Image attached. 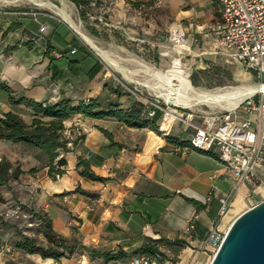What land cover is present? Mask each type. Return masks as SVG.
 I'll use <instances>...</instances> for the list:
<instances>
[{
  "label": "crops",
  "instance_id": "crops-1",
  "mask_svg": "<svg viewBox=\"0 0 264 264\" xmlns=\"http://www.w3.org/2000/svg\"><path fill=\"white\" fill-rule=\"evenodd\" d=\"M121 1L136 4L152 0ZM188 2L191 15L196 7L204 5L200 0ZM18 23V34L12 36L9 32L3 38L9 24L0 22V82L16 97L42 104H54L62 99L75 104L90 99L105 104L118 100L123 108L135 100L131 91L127 96L128 92L115 82L99 57L66 26L60 29L62 24L41 20L39 24L48 27L47 33L41 34L36 22ZM17 42V47L7 52ZM70 50L75 53L70 54ZM56 52H61L63 57L55 58ZM114 90L125 95L119 98ZM3 93H0V118L7 112H22L28 116L25 122L30 123L31 111L24 106H12ZM64 127L68 134L79 130L82 135L74 149L64 155V174L58 179L40 177L38 205L46 209L54 231L76 249L121 254L113 261L75 254L83 257V264H129L150 249L162 252L163 264L210 263L212 249L205 243V234L214 221L220 227L225 226L248 197L250 186L233 191V178L215 154L194 150L185 155L176 153L174 144L167 142L164 135L159 137L147 130L128 128L115 120L80 115L66 120ZM176 127L171 126L166 132L177 141L187 142L193 136V130ZM0 142L7 149L0 150V154L10 162H22L19 154L13 152L33 151L23 144ZM138 147L141 152H137ZM79 158L86 160L90 170L104 181L81 177L76 168ZM20 170L26 171L23 167ZM263 172L260 169L258 173ZM210 192L213 197L204 204ZM224 196L229 197L230 209L221 218L218 199ZM53 261L23 253L0 256V264H52ZM66 261L72 260H58Z\"/></svg>",
  "mask_w": 264,
  "mask_h": 264
},
{
  "label": "rangeland",
  "instance_id": "rangeland-1",
  "mask_svg": "<svg viewBox=\"0 0 264 264\" xmlns=\"http://www.w3.org/2000/svg\"><path fill=\"white\" fill-rule=\"evenodd\" d=\"M39 1L42 3L50 2L59 8H66V11L84 34L93 39L98 46L121 59L124 62L122 64L129 69H139L140 65L148 66L169 78L189 84L202 91H213L244 84L256 86L257 84L253 73L246 72L242 64L235 63L218 46L220 12L216 6L211 5L212 3L206 0H200L199 3L204 4L203 7H196L192 15L188 0H152L136 4H129L121 0H103L86 20L79 17L75 6L69 0ZM30 3L28 0H0V22L9 24L3 33V38L9 32L12 36L16 32L18 34L19 31H16L20 26L18 22L33 21L39 24L42 20L62 24L59 26L60 29L62 26L69 28L52 11ZM11 27L12 29L9 31ZM176 28H180V31H176ZM69 30L71 29L69 28ZM172 31L175 43L171 40ZM25 32L22 31V33ZM182 33H184L186 40L182 37ZM18 44L17 42L16 46ZM99 60L107 67L115 82L121 85V88H125L124 90L128 92L127 96L132 93L135 99L145 104V107L147 101H150L159 108L156 110L162 114L159 127L166 106H172L171 109L179 107L194 113L217 109L203 105L194 106V108L187 107L188 105L185 107L182 104H175L173 101L167 103L158 97L157 93L124 79L100 58ZM149 78L152 79L149 75L141 74L135 80L143 83V79L148 81ZM0 93L4 95L2 91ZM217 110L221 109L218 108ZM20 116L24 122L27 121V114L22 113ZM144 118L147 119L148 117L145 115ZM168 118L170 119V116ZM196 122L201 123V118L196 119ZM173 126L179 128L184 124L175 121ZM143 130L155 133L149 127ZM261 130L264 131V123ZM158 132L164 137L171 136V133L166 131L161 133L158 130ZM81 135L79 130H74L73 133L70 132L69 134L64 132V137L68 141L67 147L70 150L74 149L75 143L80 140ZM156 135L161 137V135ZM0 150L2 152L7 150L1 145V142ZM27 151L13 152V155L19 154L22 162H11L13 167H19V169L23 167L26 170L25 173L19 175L18 179L12 181L8 186L0 187V242L8 243L11 246H15L20 236H27L43 245L45 244L38 231L41 227L39 218L48 217V215L44 211L46 210L44 206L39 207L38 205L40 201V189L38 187L40 185L38 184L42 176L52 178L48 175V169L41 167L39 160L35 157V152L31 149ZM137 152H141V147L137 148ZM34 161L37 162L36 165L33 163ZM59 177L61 176H55V179ZM259 178L261 181H256L250 185L248 197L241 203L238 211L231 216L225 226L220 227L219 223L221 232H225L228 225L240 214L264 200V172L262 175L260 174ZM67 244L71 245L68 241ZM212 255L211 253L210 260ZM68 257H72V255Z\"/></svg>",
  "mask_w": 264,
  "mask_h": 264
},
{
  "label": "built area",
  "instance_id": "built-area-1",
  "mask_svg": "<svg viewBox=\"0 0 264 264\" xmlns=\"http://www.w3.org/2000/svg\"><path fill=\"white\" fill-rule=\"evenodd\" d=\"M219 7L220 27L218 46L227 52L235 62L243 65L246 72L255 76L256 86L261 91L246 98L235 109L221 111L217 109L207 111H185L182 108L166 110L158 130L162 133L179 121L186 128L193 130L188 146L174 145L173 151L187 154L194 150L203 153H212L225 171L233 178L232 190L246 188L254 182L261 181L259 170L264 169V0H206ZM48 27L39 24V32L45 34ZM184 37V33H182ZM173 41V31L171 35ZM186 40V39H185ZM187 43V41H186ZM188 45V44H187ZM74 54L75 50H71ZM54 57H63L61 52H56ZM159 109L155 104L147 101L144 114L148 118L155 115ZM172 117L164 130L163 124L166 117ZM201 118V123L196 119ZM213 197L210 192L205 203ZM220 204V217L224 216L230 207L228 196L218 199ZM197 218L196 215L193 217ZM225 232L219 230V222H212L205 234V243L212 249L214 255L223 241ZM20 252L5 242H0V256L11 257ZM212 255V257H213ZM63 262L53 261L52 264H83V257L72 255ZM162 252L141 254L136 256L129 264H163Z\"/></svg>",
  "mask_w": 264,
  "mask_h": 264
},
{
  "label": "trees",
  "instance_id": "trees-1",
  "mask_svg": "<svg viewBox=\"0 0 264 264\" xmlns=\"http://www.w3.org/2000/svg\"><path fill=\"white\" fill-rule=\"evenodd\" d=\"M69 1L75 6L79 17L82 20H86L103 0ZM212 5L216 6L219 11V7L216 4ZM11 29L12 27L9 31ZM24 45L28 46L29 43ZM16 47H9L7 52L13 51ZM0 90L6 93L12 106H24L32 113V119L29 124L25 123L17 113L7 112L3 114L0 118V141L23 144L32 148L41 167L48 169V175L52 179H55V176L64 174V167H66L64 155L70 152L67 147L68 141L64 137V122L73 116L80 115L95 120H115L133 129L149 127L156 134L161 135L158 132V124L162 114L160 111H155V115L152 118L145 119V104L137 99L133 100L127 108H123L118 100L105 104L101 103L99 99H90L77 104L70 99H62L54 104H42L23 97H16L14 92L3 82H0ZM113 92L116 95L119 94V98L125 95L119 90H114ZM106 135L110 137V134L106 133ZM165 139L167 142L178 146H188L189 142H179L172 136H166ZM205 154L212 155V153ZM76 168L81 177L96 182L104 181L103 178L96 176L90 170L89 163L82 158L78 159ZM21 174L19 167H13L12 163L0 154V187L8 186L12 181L17 180ZM81 193L87 195L84 192ZM39 220L41 227L38 231L45 244L43 245L27 236H20L15 246H12L16 251L26 255H39L42 259H53L55 261L65 256L68 257L69 255L80 253H85L93 258H103L106 261L117 260L121 257L119 253L112 255L106 252L100 253L96 250L76 249L75 246L68 245L67 241L54 231L49 217H40ZM157 251L159 250H145L144 254L150 255Z\"/></svg>",
  "mask_w": 264,
  "mask_h": 264
},
{
  "label": "bare ground",
  "instance_id": "bare-ground-1",
  "mask_svg": "<svg viewBox=\"0 0 264 264\" xmlns=\"http://www.w3.org/2000/svg\"><path fill=\"white\" fill-rule=\"evenodd\" d=\"M28 1L36 5L37 7H43L47 10L52 11L55 15L60 17L62 21L67 24L68 27H71L79 35V38H81L83 42L87 46H89L95 52V54L102 61H104L111 69L116 71L124 79H127L130 82L140 84L143 87L148 88V91L151 90V92L157 93L159 95L158 97L162 98L163 101L167 103H171L173 101V103L182 104L185 107L188 105L187 107L194 108V106L203 105L209 108H219L221 110L229 111L235 109L246 98L254 95L256 92L261 91L260 87L249 84L225 89H215L213 91H202L193 88L189 84L181 83L172 78H169L163 73L157 70L155 71L153 68L148 66H142L139 64L141 66L140 67L138 65L139 69H129L122 64L123 61L121 59L113 56L111 53L98 46V44H96L93 39L84 34L83 31H81V29L79 28V26L73 21L71 15L66 11V8H59L50 2L42 3L39 0ZM141 74L149 75L150 77H152V79L149 78L150 80L147 79L148 81H145L144 78V82L140 83L137 81V79L135 80V78L139 77V75ZM171 119L172 117H170V119L166 117V121L163 124L164 130L168 128L167 123L171 122ZM229 226L230 224L228 225L227 229L229 228Z\"/></svg>",
  "mask_w": 264,
  "mask_h": 264
},
{
  "label": "water",
  "instance_id": "water-1",
  "mask_svg": "<svg viewBox=\"0 0 264 264\" xmlns=\"http://www.w3.org/2000/svg\"><path fill=\"white\" fill-rule=\"evenodd\" d=\"M209 264H264V200L231 223Z\"/></svg>",
  "mask_w": 264,
  "mask_h": 264
}]
</instances>
